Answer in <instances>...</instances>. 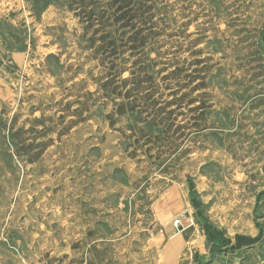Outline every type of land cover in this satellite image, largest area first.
Listing matches in <instances>:
<instances>
[{
    "label": "rangeland",
    "instance_id": "obj_1",
    "mask_svg": "<svg viewBox=\"0 0 264 264\" xmlns=\"http://www.w3.org/2000/svg\"><path fill=\"white\" fill-rule=\"evenodd\" d=\"M263 143L264 0H0V264H264Z\"/></svg>",
    "mask_w": 264,
    "mask_h": 264
},
{
    "label": "crops",
    "instance_id": "obj_2",
    "mask_svg": "<svg viewBox=\"0 0 264 264\" xmlns=\"http://www.w3.org/2000/svg\"><path fill=\"white\" fill-rule=\"evenodd\" d=\"M263 165H264V143H263V149H262L260 163L258 164V167L256 168V172L258 174V177L260 178V181L263 183V184L260 185L261 187H260L259 191H257L258 194H260V193L264 194V173L262 172ZM255 199H256V202L258 203V202H260L262 200L264 201V196H261L259 198H257L255 196ZM261 218L262 219L264 218L263 215L261 216Z\"/></svg>",
    "mask_w": 264,
    "mask_h": 264
},
{
    "label": "water",
    "instance_id": "obj_3",
    "mask_svg": "<svg viewBox=\"0 0 264 264\" xmlns=\"http://www.w3.org/2000/svg\"><path fill=\"white\" fill-rule=\"evenodd\" d=\"M262 172L264 173V165H263V167H262Z\"/></svg>",
    "mask_w": 264,
    "mask_h": 264
}]
</instances>
